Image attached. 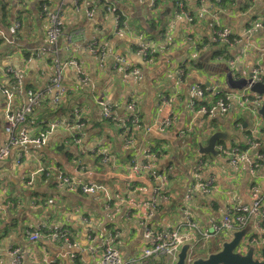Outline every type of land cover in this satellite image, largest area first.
<instances>
[{"label":"crops","instance_id":"0c3cea01","mask_svg":"<svg viewBox=\"0 0 264 264\" xmlns=\"http://www.w3.org/2000/svg\"><path fill=\"white\" fill-rule=\"evenodd\" d=\"M11 1L9 17L5 22L0 18V68L16 72L22 87L21 90L12 87L11 76H0V88L14 91L15 108L26 101L27 90L45 95L56 57L62 66V84L68 90L64 102L66 97L67 101L55 108L49 102L50 95L43 96L28 121L34 125L41 119L67 116L73 107H78L80 115L87 117L82 146L92 167L79 169L76 147L71 141H64L65 132L60 129L49 133L43 146L21 148L19 165L16 164L18 148H13L8 158L0 160V184L5 187L0 189V264H10L9 252L16 247L21 249V264H101L97 255L89 251L86 236L93 234L100 241L103 234L114 231L120 233L118 250L126 259L137 255L146 245L144 223L154 229H171L185 219L184 211L189 210L201 228L209 229L210 220L220 221L225 207L249 202L247 167L236 176L226 159L218 155H202L211 160L204 175L213 177L216 190L211 195L194 192L187 197V184L192 180L190 168L196 158L190 159L188 152L180 148L187 142L196 146L199 140L206 146L209 139L203 133L209 125L206 117L187 108L186 90L191 85L203 88L208 97L210 91L217 88L229 97L228 114L217 115L211 125L215 132L227 134L222 140L225 146L245 148V130L249 125L247 116L237 111V102L248 91H231L224 77H211L210 73L223 74L219 70L227 67L234 78H247L255 67L264 69L261 53L264 30L247 33L252 23L264 16V0H223L220 6L213 0H154L153 5L150 0H77V7L74 0ZM107 3L115 8L114 15L108 12ZM178 3L182 4L181 10L177 8ZM41 4L61 14L62 31L54 47L47 43L46 21L38 15ZM200 7L218 11L219 24L229 28L240 42L230 47L215 44L216 22L207 14L209 11L201 20L196 19ZM154 8L161 13L160 21L151 17ZM88 10L93 12L92 17L86 15ZM186 15L194 17L193 23L187 21ZM114 16L120 18L118 26ZM14 21L19 22V30H14ZM93 43L105 52L102 70L97 64L98 56L91 51ZM141 46L153 50V55L144 59L138 52ZM218 50L227 51L225 62L214 61L211 51ZM193 55L196 62H188ZM119 59L139 69L138 84L132 83L130 78H122L115 67ZM71 60L76 61L82 77L87 78L86 84L79 81L75 67L69 64ZM191 63L200 65L192 67ZM182 65L187 75L177 84L175 72ZM131 90L137 92L141 124L135 131L136 150L128 153L123 150L120 125L103 121L96 102L108 98L114 113L126 120L129 113L125 110V100ZM175 92L179 96L170 106L161 104L162 95L172 96ZM169 114L173 118L172 126L157 127ZM44 130L43 126H35L34 134L44 133ZM178 131L185 132L183 139L178 138ZM194 135L196 139L189 141L188 137ZM5 142L0 94V146ZM103 149L116 157V165L99 161ZM148 150L151 155L147 160L153 165L152 171L165 172L166 178L173 176L179 181L175 193L166 189L167 180L160 194L170 197L166 201L156 197L153 208L139 203L152 201V189L159 182L150 176L133 177L126 170L130 158L140 159ZM32 159L36 160L35 164L30 163ZM39 165H55L83 182L104 183L109 197L101 192L83 195L56 188L35 173ZM32 178V184L27 185ZM149 213L151 217L145 220ZM57 214L62 218L54 219ZM44 225L51 229L63 227L79 248L44 240L28 242L27 233L43 230ZM204 249L197 254L207 255L218 248H212L207 242Z\"/></svg>","mask_w":264,"mask_h":264},{"label":"built area","instance_id":"2783aa9c","mask_svg":"<svg viewBox=\"0 0 264 264\" xmlns=\"http://www.w3.org/2000/svg\"><path fill=\"white\" fill-rule=\"evenodd\" d=\"M213 1L220 6L221 0ZM251 1L252 0H250V2ZM150 2L151 5H153L154 0H150ZM74 6H78L77 0H74ZM177 8L181 10L183 8L182 4L178 3ZM107 10L114 15L115 8L112 4H109ZM205 13L210 15L216 22V26L213 29V41L215 44L230 47L240 42L239 39L233 37L229 28L219 24L218 11H213V9L206 10L200 7L196 11V19L201 20ZM38 15L46 21L45 38L47 43L51 47H54L62 31L61 14L58 11L51 10L46 4H41ZM86 15L92 17L93 12L88 10ZM114 19L118 26V24H120V18L114 16ZM186 19L189 23H193L194 17L186 15ZM13 28L15 31L19 30V22L14 21ZM263 30L264 16L255 20L247 33L250 34L253 31ZM91 51L98 56L97 64L102 70L105 66V52L103 48L93 43L91 45ZM138 52L144 59L153 55V50H149L146 46L139 47ZM50 53L55 54V51H50ZM261 53L264 55V49L261 50ZM188 62L195 63L196 55L191 56ZM69 64L75 67L79 81L82 84H86L88 80L82 77V72L76 61L71 60ZM229 64L232 65V63ZM115 67H118V72L124 80L130 78L134 84H138V81H140L141 73L139 69L130 65L123 59H119L115 63ZM61 71V63L54 57L53 75L46 85L45 95H50L51 98L49 102L55 108L64 102L65 96L68 93V90L62 84ZM175 75L177 84H181L182 79L186 76L184 68L181 66L177 69ZM0 76H11L12 81L10 85L21 90V79L12 69L0 68ZM263 76L264 69L255 67L251 73V83L263 82ZM244 90L248 91V88ZM186 93L188 98V110L206 117L209 125L203 133L205 136L210 137L215 132V129L211 125L214 118L217 117V115L221 116L228 114L229 97L226 95L224 97H217L213 100V97L222 93L221 89H212L210 91L211 96L208 97L205 90L198 85L189 86ZM247 93H244L237 102V111L244 113L246 110H251L253 114L252 119L249 120L247 118L249 127L245 130V148L242 149L237 145L225 146L224 143L217 142L214 149L218 156L226 159L230 169L236 176L245 170L244 167H247L250 177L248 188L249 202L247 204L225 207L220 221L216 222L210 220L209 229L201 228L192 218L189 210L184 211L185 219L177 223L171 229H154L149 223H144L143 231L146 238V245L137 255L126 259L121 256L118 250V241L120 237L118 231L103 234L100 241L97 240L95 235L87 234L86 238L90 243L88 249L92 254L97 255L101 264H176L180 249L184 245L188 246L187 257L185 258L184 264H191V258L194 255H198L197 252L199 250L204 249L205 241H212L222 236V234L232 239L235 233L242 230H245V233L240 238L238 245L244 241L246 246L252 249L253 259L262 261V251L264 249V142L262 141L261 135L264 134V131H262L261 120L256 115V110L260 107L263 97L250 94L249 91ZM0 94L3 97L4 133L6 136V142L0 146V160L8 158L11 150L13 148H18L20 153L16 159V164L19 165L22 157L21 148L27 145L43 146L46 143L48 134L55 129H60L65 132L64 141L66 143L71 141L76 147V162L79 169L86 170L92 167L86 160V151L82 146V131L87 123V117L80 115L78 107H73L67 116H58L52 120L48 119L47 121L41 119L33 125L32 122L28 121V116H30L33 110L42 103L43 96L45 95L27 90L26 101L15 108L13 105L15 98L13 90L8 87L0 88ZM136 95L137 92L131 90L125 100V110L129 113L128 119L126 120L119 118L114 113V108L108 98L98 99L96 102V106L100 112V118L103 121H112L120 125V133L123 138V150L128 153L136 150L135 131L141 124V113L137 104ZM178 96L176 92L172 96L162 95L160 98L161 104L170 106L173 99L178 98ZM172 124L173 118L169 114L159 121L157 127L169 128ZM35 126H43L45 128L44 133L34 134ZM147 130L150 129L147 128ZM177 136L183 139L185 137V132L178 131ZM195 152L197 157L195 159V165L190 168L192 180L187 184L186 196L190 197L194 192H199L203 195H211L210 193L216 190V185L212 176L204 175V171L208 169L209 161L211 160L209 158L204 159L202 154L198 153L196 146ZM150 155L151 153L148 150L140 159L136 157L130 158L126 164V170L133 177L150 176L159 182V185L152 189V201L150 203H139V205H147L153 208L156 205V197H160L163 201H166L170 195L166 193L160 194L167 183L166 174L165 172L158 173L152 171L153 165L147 160ZM99 161L104 164L116 165V157L106 149L101 151ZM35 173L45 177V179L53 183L54 187L59 189H65L83 195L101 192L106 198L109 197L108 188L104 183L80 181L55 165H39ZM32 182L33 178L28 181L27 185H31ZM119 201L121 202L120 199ZM150 217L151 213L146 215L145 220ZM246 236L247 238L245 239ZM27 240L30 243H35L40 240L59 242L66 247L79 248L78 244L71 240L69 231L63 227L51 229L44 225L43 230L36 229L27 233ZM239 253L244 254L246 252ZM256 253H260L259 258L255 257ZM9 258L10 264H21V249L19 247L12 249L9 252ZM156 259L157 261H155Z\"/></svg>","mask_w":264,"mask_h":264},{"label":"water","instance_id":"95a60500","mask_svg":"<svg viewBox=\"0 0 264 264\" xmlns=\"http://www.w3.org/2000/svg\"><path fill=\"white\" fill-rule=\"evenodd\" d=\"M224 74V81L227 88L231 91H241L247 89L250 94L259 95L263 97V101L260 107L256 110V115L260 120H264V82L251 83V75L247 78H234L227 67H223L219 70ZM244 115L250 120L253 118L251 110H246ZM262 120V121H263ZM264 122V121H263ZM262 128V126H261ZM263 131V130H262ZM227 134L221 132H214L208 139L206 146L201 144V141H197V151L202 155H211L217 157V152L214 149L217 141L225 140ZM262 141L264 142V134L261 135ZM264 148V147H263ZM245 230L237 232L234 234L232 239H223L218 245L217 250L215 249L213 253L207 255L202 254L201 256L194 255L191 259V264H264V249L262 251V261H257L253 259V251L250 249L246 253L242 254L235 252L238 247L240 238L244 235ZM188 246L184 245L178 254V260L176 264H184L185 258L187 257Z\"/></svg>","mask_w":264,"mask_h":264},{"label":"rangeland","instance_id":"374dc122","mask_svg":"<svg viewBox=\"0 0 264 264\" xmlns=\"http://www.w3.org/2000/svg\"><path fill=\"white\" fill-rule=\"evenodd\" d=\"M153 11L151 12L152 13V15H151V17H152V19H154V18H157L159 21L161 20V18H160V15H161V13H158L159 11L156 9V8H154V9H152ZM178 13V12H177ZM186 75H187V73H186ZM210 76L211 77H217V78H220V79H222L223 77H224V75L223 74H219V73H210ZM263 120V119H262ZM264 121V120H263ZM262 121V122H263ZM262 130L264 131V122H263V125H262ZM188 139H189V141H193V140H195L196 139V135H194V136H192V137H188ZM219 142H222V141H219ZM225 144V143H224ZM180 150L181 151H183V152H188V154H189V158L191 159H194V158H196L197 157V154H196V152H195V146H193L192 144H190V143H184V145H183V149H181L180 148ZM263 153H264V151H263ZM203 158L204 159H206V157H204L203 156ZM183 160V159H182ZM35 162H36V160L34 159H32V160H30V163L31 164H35ZM167 180H168V185H167V190H172V191H175V193L178 191V183H179V181L178 180H175L174 178H173V176H168L167 177ZM2 185L0 184V189L1 188H3V189H5V187H1ZM48 217V216H47ZM53 218L54 219H57V218H62V216H60V217H58V214H57V216L56 217H54L53 216ZM229 237L228 236H224L223 234H222V236H219V237H217V238H215L214 240H212V241H205L204 243H205V249H206V243L207 242H209V245L212 247V248H216V246L223 240V239H228ZM247 238V236L245 237V239ZM201 242H203V241H201ZM204 249V250H205ZM251 248L250 247H248V246H246V243L244 242V241H242L239 245H238V247L235 249V252H247V251H249ZM252 250V249H251ZM204 252V251H203ZM41 256H43V255H41ZM255 257H257V258H259L260 257V253H256L255 254Z\"/></svg>","mask_w":264,"mask_h":264},{"label":"trees","instance_id":"16d2710c","mask_svg":"<svg viewBox=\"0 0 264 264\" xmlns=\"http://www.w3.org/2000/svg\"><path fill=\"white\" fill-rule=\"evenodd\" d=\"M11 2H12L11 0H0V18L2 19L3 22H5V20L9 17V11H10L9 8H10V5H11ZM222 3H223V0H221V4ZM108 6H109V4L107 3L106 8ZM211 52L213 53V57L215 59L214 61H217V60L221 59V60H223V62H225V60H226L225 55H226L227 51H225V50H218V51H211ZM189 65L192 66V67H194V66L200 65V63L199 64H193V63H191ZM182 67L185 70V65H182ZM185 73H187V71H185ZM217 97H224V95L221 93L220 95L216 96L215 99ZM66 101H67V97H66ZM66 101L63 104H65ZM28 119H29V116H28ZM221 143H223V141ZM46 181H49V180L46 179Z\"/></svg>","mask_w":264,"mask_h":264},{"label":"bare ground","instance_id":"6f19581e","mask_svg":"<svg viewBox=\"0 0 264 264\" xmlns=\"http://www.w3.org/2000/svg\"><path fill=\"white\" fill-rule=\"evenodd\" d=\"M222 141V140H221ZM219 143H221V142H219Z\"/></svg>","mask_w":264,"mask_h":264}]
</instances>
